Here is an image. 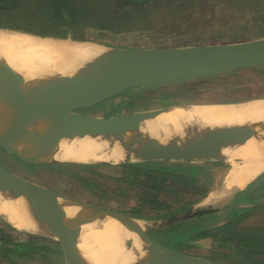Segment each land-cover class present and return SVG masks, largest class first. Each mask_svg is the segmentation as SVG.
Returning <instances> with one entry per match:
<instances>
[{"label": "water", "instance_id": "obj_1", "mask_svg": "<svg viewBox=\"0 0 264 264\" xmlns=\"http://www.w3.org/2000/svg\"><path fill=\"white\" fill-rule=\"evenodd\" d=\"M16 5L17 0H11L8 5H0V9L10 10ZM0 31L94 45L71 38L56 39L19 31ZM95 45L98 51L83 58L73 71H63L54 77H22L19 73L0 68V149L30 163L23 158L22 150L38 137L75 133L91 134L99 140L104 133H108L111 145L102 150L98 158L87 162L62 163L127 166L136 163L224 160L229 157L228 144L244 135L239 125L181 129L177 133L164 134L162 141L121 142L114 135L116 127H129L152 118L164 108L107 118L80 112L99 106L124 92L159 90L264 66V37L234 43L165 48ZM262 122L264 117L248 121L251 128ZM251 128L249 130L252 132ZM0 195L5 197L2 206L8 212L0 213V220L4 219L11 225L52 242L61 256V264H72L74 252L80 250L92 254L103 252L99 243L104 234L90 238L88 232L83 230L85 233L80 232L77 241L62 236L46 218L45 211L48 209H56L63 220H77V225L86 223L84 220L100 224L104 233L121 243L116 244L110 255L111 264L126 261L132 264H219L206 257L162 245L146 233L150 229L173 226L210 213L213 209H190L181 215L143 224L129 215L55 194L1 164ZM221 246L230 247L229 244Z\"/></svg>", "mask_w": 264, "mask_h": 264}, {"label": "rangeland", "instance_id": "obj_2", "mask_svg": "<svg viewBox=\"0 0 264 264\" xmlns=\"http://www.w3.org/2000/svg\"><path fill=\"white\" fill-rule=\"evenodd\" d=\"M188 1L191 3L176 7L169 13L160 11L158 19L149 22L147 29L116 36L115 46L109 47L142 48L152 47L157 43H198L194 46H200L205 43H234L264 37V11L255 13L259 7L264 9V2L263 7L257 4L242 7L243 4L240 6L235 0ZM168 14L169 17H166ZM255 100H264V66L159 90L124 92L99 106L81 111L80 114L107 118L162 109L170 105L228 106ZM0 164L55 194L129 215L143 224L181 215L190 209H213L210 213L178 222L173 226L146 232L160 244L174 245L176 249L209 260L214 253L231 254L232 247H223L221 243L238 246L239 241H242L240 239H244L253 240L255 245L264 244V183L257 186L256 183L227 195L224 192L212 194L219 197L217 203H210V198L206 199V202L194 204L190 194L178 195L179 199L173 202L176 195H169L168 200L179 206L175 212L164 217H137L131 211L136 207L140 193L131 190L127 194V191L124 193V189L119 188L120 191L115 184V177L110 174V168L124 166L84 163H60L55 167L34 165L23 162L2 149ZM218 164L206 161H174L127 166L189 175L199 182V186L206 188L207 197L210 190L221 187L229 167ZM4 223L0 220V264L62 263L61 256L52 242L29 230ZM3 230L13 243L9 250L10 258L3 253ZM206 231L210 234H202Z\"/></svg>", "mask_w": 264, "mask_h": 264}, {"label": "bare ground", "instance_id": "obj_3", "mask_svg": "<svg viewBox=\"0 0 264 264\" xmlns=\"http://www.w3.org/2000/svg\"><path fill=\"white\" fill-rule=\"evenodd\" d=\"M98 49L95 44L40 39L27 34L0 31V68L19 73L22 77H54L63 71H73L83 58L96 53ZM259 117H264V100L231 106L170 105L157 116L129 127H116L113 132L121 142L162 141L164 134L177 133L181 129L239 125L244 135L228 144L227 150L229 157L239 159L241 163H234L225 179L226 188L237 191L264 173V149H261L264 147V122L255 128H251L248 123L250 119ZM110 145L108 133H104L99 140L91 134H52L34 139L22 150V156L34 165L55 167L64 161L94 160ZM218 201L217 195L211 198L212 203ZM4 202L5 197L0 195V213H8L2 206ZM45 216L62 236L74 241L79 240L80 232L85 233L83 230L88 232L90 238L104 234L99 243L103 252H74L72 264H111L110 255L116 244L121 243L104 233L100 224L84 220L86 223L77 225V220H63L56 209L46 210Z\"/></svg>", "mask_w": 264, "mask_h": 264}, {"label": "trees", "instance_id": "obj_4", "mask_svg": "<svg viewBox=\"0 0 264 264\" xmlns=\"http://www.w3.org/2000/svg\"><path fill=\"white\" fill-rule=\"evenodd\" d=\"M11 0H0V5H8ZM196 2V0H194ZM245 7L250 4L262 5L260 0H235ZM190 4L188 0H144L135 2L130 0H17V5L10 10L0 9V29L19 31L40 37L56 39L71 38L79 42H94L103 46H115L116 36H123L132 32L147 29L149 22L158 19L159 12L169 13L179 6ZM263 8H257L255 13H261ZM168 14L166 17H169ZM156 21V20H155ZM157 43L152 47L165 48L194 46L164 45ZM201 45H206L201 44ZM110 174L115 177L118 189H124L127 194L132 191L140 193L136 207L131 211L137 217L155 215L164 217L179 208L173 204L169 195L190 194L192 203H197L206 196V188L199 186V182L189 176L173 172L124 166L110 168ZM119 189V190H120ZM121 191V190H120ZM3 218V217H2ZM3 223L5 220H1ZM5 224V223H4ZM3 224V225H4ZM8 226V225H6ZM3 234L5 230L2 231ZM202 234H210L209 231ZM4 242V256L10 258L9 250L13 247L10 236L2 239ZM224 240H226L224 238ZM223 240V241H224ZM252 247L247 249V246ZM252 240H242L239 251L232 249L231 254L214 253L211 261L222 264H264V244L255 245Z\"/></svg>", "mask_w": 264, "mask_h": 264}, {"label": "crops", "instance_id": "obj_5", "mask_svg": "<svg viewBox=\"0 0 264 264\" xmlns=\"http://www.w3.org/2000/svg\"><path fill=\"white\" fill-rule=\"evenodd\" d=\"M193 162H194V161H193ZM206 162H209V163H213V162H214V163H219L218 165H220V164L228 165L229 167H228V170H227V172H226L225 179H226V176L228 175L230 169L232 168L233 164H234V163H235V164H239V163H241V161H240L239 159H232L231 157H227V158H225L224 160H223V159H219V160H206ZM225 179L223 180L222 185H221L220 188H217V189H214V190H210V195H208L207 197L205 196V197L202 198L200 201H198V203L206 202V199L209 200L210 198L213 197L212 194H215V193H217V192H224L226 195H227L228 193L234 192V191H230V190H228V189L226 188V186H225V182H226V180H225ZM262 181H264V173H263L261 176L257 177L254 181H252V182L246 184L245 187H244L243 189H241V190H244V189H246V188H248V187H251V185H255L256 183H258V184H256V186L259 185V183H264V182H262ZM237 191H239V190H237ZM211 192H212V193H211ZM235 192H236V191H235ZM225 194H224V195H225ZM210 203H212V202H211V199H210ZM162 245H163V244H162ZM167 246H168V245H167ZM169 246H170V247H173V248H176V247H174V245H169Z\"/></svg>", "mask_w": 264, "mask_h": 264}, {"label": "flooded vegetation", "instance_id": "obj_6", "mask_svg": "<svg viewBox=\"0 0 264 264\" xmlns=\"http://www.w3.org/2000/svg\"><path fill=\"white\" fill-rule=\"evenodd\" d=\"M240 240H243V239H240ZM241 242H242V241H239V243H241ZM221 244H222V243H221ZM239 245H240V244H238V246H236L235 244H232V243L230 244V246L232 247V249H233V248H236L237 251L240 250V249H239ZM249 248H253V247H252V244H250V245L247 246V249H249ZM232 249H230V250H232Z\"/></svg>", "mask_w": 264, "mask_h": 264}]
</instances>
